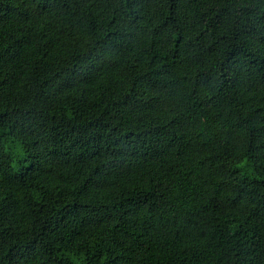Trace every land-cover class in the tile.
<instances>
[{
    "label": "trees",
    "instance_id": "obj_1",
    "mask_svg": "<svg viewBox=\"0 0 264 264\" xmlns=\"http://www.w3.org/2000/svg\"><path fill=\"white\" fill-rule=\"evenodd\" d=\"M0 264H264V0H0Z\"/></svg>",
    "mask_w": 264,
    "mask_h": 264
}]
</instances>
